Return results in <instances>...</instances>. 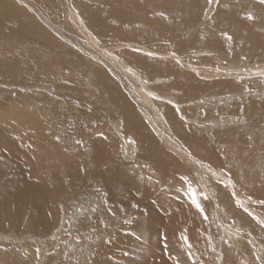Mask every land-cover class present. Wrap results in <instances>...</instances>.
I'll return each mask as SVG.
<instances>
[{"label": "bare ground", "instance_id": "obj_1", "mask_svg": "<svg viewBox=\"0 0 264 264\" xmlns=\"http://www.w3.org/2000/svg\"><path fill=\"white\" fill-rule=\"evenodd\" d=\"M215 1L0 0V264H258L264 14Z\"/></svg>", "mask_w": 264, "mask_h": 264}, {"label": "rangeland", "instance_id": "obj_2", "mask_svg": "<svg viewBox=\"0 0 264 264\" xmlns=\"http://www.w3.org/2000/svg\"><path fill=\"white\" fill-rule=\"evenodd\" d=\"M223 1H225V0H216L215 2H213V4L212 3H209L210 5H209V10H207V15H206V18H204V21H208V20H210L211 19V17L214 15V13H216V10H217V8L221 5V3L223 2ZM228 1V3L230 4V3H232V4H239V3H246V5H248V6H250L251 7V9H255V10H257V11H259V12H262L263 14H264V2H262V0H227ZM213 6H212V5ZM223 4V3H222ZM215 6V7H214ZM211 9V10H210ZM209 11V12H208ZM264 16V15H263ZM239 29V28H238ZM239 32H242L241 30H239ZM253 53V52H252ZM256 83H258L259 84V86L260 85H262V86H264V77H262V78H260V79H258V81L256 82ZM150 97H152V95H148V97H146V99L144 98L143 99V103H145V104H147V105H150V103H151V101L150 102H147L148 101V98L150 99ZM154 97V96H153ZM244 97H247V94L244 96ZM151 100V99H150ZM153 105V104H152ZM222 126H223V123H220V125L218 126H216V127H214L213 129L215 130V129H220V128H222ZM190 157V156H189ZM190 159H192L191 157H190ZM200 168H202V169H200ZM199 169H200V173L199 174H197V177H200L199 178V183H201V185L202 186H205V184L204 183H206V178L205 177H207L208 178V176L210 175V172H212V171H214V172H212L211 174H217V176H219L223 181H226L227 180V178L224 176V173L223 172H221V171H219V173L217 172L218 170H210V172H207V171H205V170H203V167H200ZM205 172L207 173V174H205ZM211 176V175H210ZM222 176H223V178H222ZM225 177V178H224ZM236 197V199H237V202H238V204L239 205H241V204H243L244 205V207L247 209V212L249 211L251 214H252V216L254 215L255 217H257V216H259V218H262L263 219V228H264V216H262V214L264 215V209L263 210H261V212L259 211V209L257 208V207H254L255 205L256 206H263V203H260V204H258L259 203V201L258 200H256L255 198H252V197H245V196H241L240 194L239 195H237V196H235ZM240 199H239V198ZM253 199H254V201H253ZM244 201V202H243ZM258 201V202H257ZM261 201H263V200H261ZM260 201V202H261ZM251 202V203H250ZM254 205V206H250V205ZM254 209V210H253ZM253 211V212H252ZM260 214H259V213ZM215 215V214H214ZM217 218H218V216H217V214L215 215ZM222 220V219H221ZM226 221V220H225ZM222 223H224V221L222 220ZM228 223V224H227ZM216 224H217V221H216ZM225 224V223H224ZM235 225V227H237V228H235L234 229V231H236V232H240V233H242L244 236H245V238H247L248 240H249V242L251 243H249L248 245H249V247H251L252 248V251L254 252V255H255V260H258V264H264V257L262 256V254L260 253V250L259 249H257L256 248V246H255V244H257L258 245V247L259 248H263L264 247V239H263V241H258V240H254V239H256V236H254L255 234L254 233H252V231H249V230H246L245 231V228L243 229V227H241V229H240V227H239V225L238 224H236V223H230V222H227L226 221V226H224L225 228L227 227H229L228 228V230L229 229H232L231 227H233L234 225ZM238 225V226H237ZM233 230V229H232ZM245 231V232H244ZM249 231V232H248ZM55 235H57V231L55 232ZM216 235V234H215ZM228 237V236H227ZM229 238V237H228ZM227 238V240L226 241H228V242H230L229 241V239ZM258 242H262L261 243V245H259L258 244ZM262 246V247H261ZM257 258V259H256ZM38 264H40V262L38 263Z\"/></svg>", "mask_w": 264, "mask_h": 264}, {"label": "snow or ice", "instance_id": "obj_3", "mask_svg": "<svg viewBox=\"0 0 264 264\" xmlns=\"http://www.w3.org/2000/svg\"><path fill=\"white\" fill-rule=\"evenodd\" d=\"M262 2H264V0H262ZM197 207H200V205H199V204H197Z\"/></svg>", "mask_w": 264, "mask_h": 264}]
</instances>
